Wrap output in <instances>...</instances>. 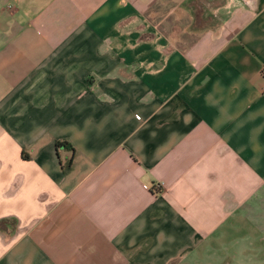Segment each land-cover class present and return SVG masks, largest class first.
Listing matches in <instances>:
<instances>
[{
  "label": "crops",
  "instance_id": "1",
  "mask_svg": "<svg viewBox=\"0 0 264 264\" xmlns=\"http://www.w3.org/2000/svg\"><path fill=\"white\" fill-rule=\"evenodd\" d=\"M263 68L264 0H0V264H264Z\"/></svg>",
  "mask_w": 264,
  "mask_h": 264
},
{
  "label": "trees",
  "instance_id": "2",
  "mask_svg": "<svg viewBox=\"0 0 264 264\" xmlns=\"http://www.w3.org/2000/svg\"><path fill=\"white\" fill-rule=\"evenodd\" d=\"M57 144H59V142H58ZM63 145H65L66 147H68V148H70L71 150H73V147H72V145H71L69 142L64 141V142H63ZM71 163H72V157L69 158V159L64 163V167H63L64 172H68V171L70 170Z\"/></svg>",
  "mask_w": 264,
  "mask_h": 264
},
{
  "label": "rangeland",
  "instance_id": "3",
  "mask_svg": "<svg viewBox=\"0 0 264 264\" xmlns=\"http://www.w3.org/2000/svg\"><path fill=\"white\" fill-rule=\"evenodd\" d=\"M214 258H217L216 256H211L210 257V262H208L209 264H218L219 260L217 258V260H215Z\"/></svg>",
  "mask_w": 264,
  "mask_h": 264
},
{
  "label": "built area",
  "instance_id": "4",
  "mask_svg": "<svg viewBox=\"0 0 264 264\" xmlns=\"http://www.w3.org/2000/svg\"><path fill=\"white\" fill-rule=\"evenodd\" d=\"M262 74L264 75V68H263V70H262Z\"/></svg>",
  "mask_w": 264,
  "mask_h": 264
}]
</instances>
